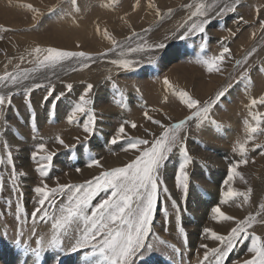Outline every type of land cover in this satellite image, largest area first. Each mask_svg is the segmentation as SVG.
<instances>
[{"label":"rangeland","instance_id":"1","mask_svg":"<svg viewBox=\"0 0 264 264\" xmlns=\"http://www.w3.org/2000/svg\"><path fill=\"white\" fill-rule=\"evenodd\" d=\"M199 2L200 0H151L150 7L149 0H139L138 6L137 0H77L80 8L77 13L71 6L70 0H0V75L36 67L34 62H29L34 61V54L29 55V53L35 47L84 51L96 57L87 68H83L78 61H66L55 69H43L35 73L34 78L25 81L28 85L41 83L46 86L33 89L30 96L36 111L35 123L38 133L32 131L30 113L25 106L26 99L21 88L9 86L0 89V93L12 96V106L5 108L7 124L2 128L5 135L0 140V155H6L3 141L7 140L13 152L17 171L26 174L18 177L17 183L22 193L20 202L29 214L36 206L34 200L38 199L34 188L42 186V180L49 187H56L57 181L60 184H83L106 169L123 167L134 159L135 150L123 151L126 141L122 140L116 145L109 143L122 121L128 120L137 124L136 129H131L130 124L126 126V132L130 136L150 140L152 137L145 133V129L157 135L161 129L147 120L144 116L145 110L154 119H159L165 124L178 122L188 114L186 106L179 97L173 95L164 86L165 77L176 88L188 92L193 98L202 102L214 99L218 90L229 85L230 87L226 96L214 106L212 111L213 119L221 127L217 129L215 126L205 125L197 129L193 125L188 133L186 143L193 162L187 168L189 190L186 202L181 199L182 192L175 185V175L182 159L176 150L169 156L163 170L164 183L172 197L182 205L181 224L186 231L187 242H182V237L175 227L174 215L171 217L172 223L169 224L168 230H162L163 207L167 204L170 214L172 209L171 201L161 193L154 227L162 239L174 244L179 251L173 252L169 248L157 245L159 251H153L137 260L136 264H180L181 262V264H202L205 250L200 248V244H207L209 248L219 246V242L203 234V229L213 228V225L221 223L225 225L223 230L225 233L214 231L228 235L230 228L235 226L234 222L213 220L214 207L219 206L227 215H232L236 219H245L259 211V205L264 204V156L260 155L261 149L256 148L255 145L264 144V134L249 143L247 153L249 163L246 166L241 165L238 169L244 175L247 184L238 178L230 182V186L239 191H246L250 187L253 190L250 202L243 204L240 198L222 204L221 200L222 192L227 191L229 187L224 183L229 175V167L240 159L233 153L232 148L237 140L245 136L244 121H251L250 99H259V89H264V73L259 71L264 67V27H262L264 0H240L235 12L213 18L207 26L208 36L204 51L201 50V34L192 35L186 40L176 38L182 31L180 25L187 19L189 13L195 10ZM204 2L210 4L214 0H204ZM225 2L231 5L234 0H225ZM27 5H31L40 13L35 20L33 19L35 13L30 11ZM187 5L193 7L188 8ZM156 9H159V15ZM170 9L171 16L168 15ZM210 14L214 16V13ZM240 17H243V20ZM133 33L138 35L134 36ZM166 37L168 39H165ZM112 40L117 42L115 47ZM145 42L149 45L163 42L166 46L155 52L128 51L130 48L144 45ZM223 46L231 49V58L226 59L222 65V73L210 74L204 66L196 62L202 56L218 55ZM109 49L114 50L109 51ZM121 51L125 54L123 58L140 60L143 63L134 71L117 69L109 61L121 59ZM100 53H107V56L100 57ZM150 56L153 57L152 64L147 63ZM21 57L24 59L21 60ZM245 57H248V61L244 68H249L252 79L247 93H245L247 81L239 80L243 68L235 65L236 60H244ZM109 75L125 92L123 107H117L113 101L111 82L106 79ZM89 83L93 85L89 96L94 101L97 124L95 134L84 141L85 134L82 128L67 123L66 117ZM67 84L73 86L70 92L65 87ZM49 85L55 87L53 96L61 92L64 95L57 101L49 97L47 102L42 103ZM136 87L140 89L139 93L136 92ZM52 102L56 103L54 113H50ZM17 109L19 116L16 115ZM252 111L264 114V105L258 104ZM166 117H171V120ZM77 119L83 122L85 117L78 115ZM261 126L264 127V124ZM34 135L38 138L33 139ZM56 136L73 147L66 149L56 143ZM75 137H80V141L84 143H80ZM39 143H46L49 151L56 153L49 175L44 178L36 172V165L31 160V153ZM89 153L100 160L102 168H88L91 159ZM10 168L11 166H0L6 185L4 193L0 194V211L5 213L8 212L5 201L9 198L13 200L14 211L17 199V194L10 192ZM77 168L81 171L77 172ZM195 169L199 171L197 179L193 175ZM103 196L104 193L97 196L93 204ZM23 228V243L32 247H35V242L40 236L50 233V223L38 221L36 235L32 236L30 219ZM20 229L21 224L13 215L0 216V252L7 250L9 246L14 247L13 241L20 239L18 235ZM250 231H255L264 239V224L257 223ZM4 232H7L6 236L3 235ZM248 247L250 241L239 242L237 247L226 256L225 264H236L237 261L250 259ZM12 250L11 255H9L10 251H4L1 255L11 256L12 259L22 258L20 264L27 263L25 259L29 256H25L15 247ZM69 256L71 257L68 259ZM76 256L82 258V252L61 257L62 264H66V261L78 264L79 259H76ZM1 262L9 264L4 258ZM43 264H53V253L48 252L45 255Z\"/></svg>","mask_w":264,"mask_h":264},{"label":"snow or ice","instance_id":"2","mask_svg":"<svg viewBox=\"0 0 264 264\" xmlns=\"http://www.w3.org/2000/svg\"><path fill=\"white\" fill-rule=\"evenodd\" d=\"M239 2L240 0H234V3L230 5L225 0H214L213 3L209 4L205 3L204 0H200L195 6V10L191 11L187 19L180 25L182 31L176 38L186 40L192 35L201 34V50L204 51L208 36L207 26L211 23V20L216 17H223L229 12H235L236 5ZM70 4L75 9V12L78 13L80 11L77 0H70ZM138 5L139 0H137ZM149 6H152L151 0H149ZM26 7L35 13L33 16L34 20L40 15L38 10L31 5ZM187 7L192 8L193 6L187 5ZM258 11L259 9H257ZM156 12L158 15L160 14L159 9H156ZM210 13H214V16ZM168 15H172L171 9ZM240 19L243 20V17H240ZM262 27H264V24H262ZM97 31H100L99 26H97ZM105 34H107V30H105ZM133 35L136 36L138 34L133 33ZM165 39H168V37ZM111 42L115 47L117 42L115 40ZM165 46L163 42L152 45L145 42L144 45L130 48L128 51L155 52L165 48ZM112 50L114 49H109V51ZM230 52L231 49L229 47L223 46L222 51L218 55L202 56L196 62L204 66L210 74L222 73V65L226 59L231 58ZM33 54L34 61L29 62H34L36 67L30 70L5 72L4 75H0V89L9 86L21 88L26 99L25 106L30 113L32 131L38 133L39 130L35 123L36 111L30 96L33 89L46 86L41 83L28 85L25 81L34 78V74L43 69H55L66 61H78L83 68H87L94 62L96 57L84 51H69L55 47H35L29 53V55ZM99 56L106 57L107 53H100ZM120 56L122 57L121 59H114L109 62L122 71H134L143 63L140 60L123 58L125 56L123 51L120 52ZM23 59L24 57H21V60ZM247 61L248 57H245L244 60L235 61V65L238 68H243L239 80L247 81L245 93L248 92V88L252 84L249 68H244ZM147 63L152 64L153 57L150 56ZM259 71L264 73V67H261ZM106 79L111 82L115 105L117 107L125 106V92L120 89L111 75L107 76ZM163 84L173 95L178 96L180 101L186 106L188 114L183 119L178 122L165 124L159 119H154L145 110L144 116L147 120L161 129L158 135L152 133L149 129H145V133L152 137L150 140L130 136L126 132V126L130 124L131 129H136L137 124L128 120L122 121L111 136L109 143L116 145L122 140L126 141L127 144L123 147V151L135 150L134 159L123 167L106 169L83 184H60L57 181L56 187H49L42 180V186L34 188L38 199L34 200L36 206L30 214L20 202L22 193L17 183V178L26 174L17 171L11 147L7 140L3 141L6 155H0V166H11L9 173L11 180L10 192L16 193L17 199L14 211L13 200L11 198L7 199L5 207L8 212L0 211V216L5 214L13 215L21 224V229L18 233L20 239L14 240L13 246L25 256L34 258L33 264H43L44 257L48 252L53 253V264H62V256L77 252H82V259L87 264H136L137 260L153 251H159L157 245L169 248L173 252H178L179 249L174 244H169L168 241L162 239L154 227L155 214L161 193L167 200L171 201L172 209L170 214L167 204L163 207L162 230H168L169 224L172 223L171 217L174 215L175 227L180 237H182V242H187V234L181 224L182 205L172 197L169 188L164 183L162 179L163 170L169 156L176 150L182 159L175 175V185L182 192L181 199L186 202L189 190L187 168L193 162L186 143L188 133L193 125L197 129L205 125L215 126L217 129L221 127L213 119L212 111L214 106L226 96L230 85L218 90L214 99L202 102L193 98L188 92L176 88L167 77L164 78ZM65 87L70 92L73 86L72 84H67ZM92 90L93 85L89 83L85 91L79 96L78 101L74 102L66 117L67 123L82 128L85 134L84 141L96 132V109L93 107L94 101L89 96ZM135 90L137 93L140 92L138 87ZM54 91L55 87L53 85L47 86V92L43 97L42 103L47 102L49 97H52L53 101H57L64 95L61 92L59 95L53 96ZM165 102H167L166 99ZM258 104L264 105V95L260 96L259 99H250L251 121L255 123L249 120L244 121L245 136L243 139L237 140L232 148L233 153L237 154L240 159L229 167V175L224 182L229 187L227 191L222 192V204H228L229 201H237L240 198H242L243 204L250 202L253 190L250 187L246 191L236 190L230 186V182L238 178L241 182L247 184V180L238 169L241 165L246 166L249 163L247 157L249 143L253 142L259 135L264 134V127L261 126L264 124V114L252 111ZM6 106H12V96L7 93H0V140L5 135L2 130L3 125L7 124L5 118ZM55 108L56 103L52 102L50 113H54ZM15 111L16 115L19 116V110ZM78 115L85 117V120L83 122L78 120ZM166 119L171 120V117H166ZM37 138L36 135L33 136V139ZM75 139L80 141V137H75ZM84 141H80V143H84ZM55 142L66 149L73 147L65 143L59 136L55 137ZM255 147L261 149L260 155L264 156V144H256ZM55 155V152L49 151L46 143L37 144L35 150L32 151L31 160L35 163V170L41 178L48 177ZM89 155L91 159L87 165L88 168L103 167L94 154L89 153ZM76 171L80 172L81 169L77 168ZM5 186L3 172H0V194L4 193ZM101 193H104V196L93 204V201ZM58 197L60 198L59 200L57 199ZM212 213L213 220L217 222H234L235 226L230 228L228 235L219 234L208 227L203 229V234L206 237L210 236L213 241L219 242V246L209 248L207 244H200V248L205 250L202 264H205V262L206 264H225L226 256L241 241H250V247L247 248V252L251 254V258L237 261L236 264H264V239H262L261 235H257L255 231H250L255 224H264V204L259 205V211L255 215H249L245 219H236L232 215H227L219 206L214 207ZM29 219L32 222L30 233L32 236L36 235L38 221L50 223V233L46 236H40L35 242V247L23 243V226L28 224ZM3 235L6 236L7 232H4Z\"/></svg>","mask_w":264,"mask_h":264},{"label":"bare ground","instance_id":"3","mask_svg":"<svg viewBox=\"0 0 264 264\" xmlns=\"http://www.w3.org/2000/svg\"><path fill=\"white\" fill-rule=\"evenodd\" d=\"M259 95L260 96H262V95H264V89H259ZM37 126V125H36ZM27 157V156H26ZM113 162V161H112ZM199 171H196V169H195V172H194V177H196V179H197V175H199V173H198ZM194 177H193V179H194ZM193 182V181H192ZM28 202V201H27ZM199 205V204H198ZM203 209H205V208H203ZM203 213V212H202ZM198 219V218H197ZM221 225L223 226L224 224H219V223H217L216 225H213V228H211V229H213V230H218V232H223V230H224V228H225V225L223 226V227H221ZM221 227V228H220ZM223 233H225V232H223ZM10 245V244H9ZM8 246V245H7ZM10 247V246H9ZM7 247V250H2L1 252H0V261L4 258V259H6L8 262H9V264H20L23 260H22V258H15V259H12V258H10L9 256L7 257V256H2L1 254H3V252L4 251H10L9 252V255H11L12 253H13V250L12 249H14V247ZM8 249H10V250H8ZM12 251V252H11ZM8 255V254H7ZM63 257V256H62ZM71 256H69L68 257V259L70 258ZM75 257V256H74ZM73 257V258H74ZM76 259H79L78 261H79V263L78 264H81V263H83V264H85L84 262H83V259L82 258H79L78 256H76ZM26 261H27V263L26 264H33V259H32V257L31 256H29L28 258H26L25 259ZM72 260V259H71ZM65 261V260H64ZM74 262V261H73ZM77 262V261H76ZM182 263V262H181ZM180 263V264H181ZM0 264H3V262H1ZM5 264V263H4ZM25 264V263H24ZM66 264H77V263H69V262H67L66 261Z\"/></svg>","mask_w":264,"mask_h":264}]
</instances>
